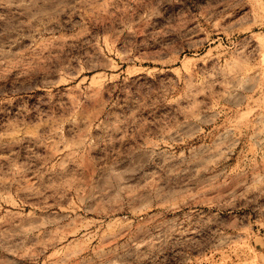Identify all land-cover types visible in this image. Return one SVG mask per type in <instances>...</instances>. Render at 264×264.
I'll use <instances>...</instances> for the list:
<instances>
[{
    "label": "clouds",
    "instance_id": "1",
    "mask_svg": "<svg viewBox=\"0 0 264 264\" xmlns=\"http://www.w3.org/2000/svg\"><path fill=\"white\" fill-rule=\"evenodd\" d=\"M189 13L232 19L229 46L195 72L152 57L159 67L117 74L104 55L101 33L123 36L122 62L130 46L167 52ZM262 34L264 0H0V188L38 202L11 230L20 213L0 216V257L200 264L233 251L246 217L264 220ZM85 65L98 83L71 86ZM88 214L97 243L65 247L60 229Z\"/></svg>",
    "mask_w": 264,
    "mask_h": 264
},
{
    "label": "rangeland",
    "instance_id": "2",
    "mask_svg": "<svg viewBox=\"0 0 264 264\" xmlns=\"http://www.w3.org/2000/svg\"><path fill=\"white\" fill-rule=\"evenodd\" d=\"M222 8L217 6V12ZM199 15V13H195ZM194 14L189 13L188 19L182 29L181 39L174 41L167 47L169 51L165 52L164 49H152L145 48L140 49L137 47L130 46L131 56L134 58L135 63L122 62V58L126 56L124 48L122 46L123 36L119 39L113 40L109 35L101 33L102 47L105 49L104 55L108 56L111 60L112 68L116 70L117 74L123 72L129 76L138 74L144 69L159 67L158 63H153L150 58L152 57H162L164 59H174V63L171 65L176 72L181 75L185 73L195 72L199 69L201 64L207 63V58L210 56H215L220 49H224L229 46V38L231 33L225 32V30L232 24L231 15L226 13L224 16H216L211 22L204 20L203 18L195 19ZM215 25V27H213ZM235 39V37H232ZM261 43H264V34L257 37ZM93 55V64L97 65L103 64L106 61L101 59L97 62ZM87 65L85 69L81 70V74L77 79L72 81L73 87H84L91 81L93 84L98 83L97 76L98 71H87ZM167 70V68L165 69ZM0 69V72H3ZM103 71V69H99ZM112 74V73H109ZM9 78H11V73H9ZM123 79V77H121ZM2 83V82H0ZM259 98V93L254 100ZM205 132L209 133L207 142H211V137L215 133L211 129L205 128ZM241 148L243 145L240 146ZM239 151V149H237ZM0 164L4 166V171H7V162L0 161ZM25 199L24 194H20V198H16V187H3L0 188V216H5L7 213H20V216L10 218L9 223L4 224L3 228L11 230L13 224L20 223L21 217L27 213L33 212L32 205H36L38 202L36 199L25 200L24 206L20 207V200ZM3 201H8L4 203ZM52 203V201H49ZM65 209L66 205H62ZM75 212V209H73ZM35 215L37 217L43 216L45 219H52V217L47 214L41 213L39 208L35 210ZM63 216L64 213L59 214ZM79 215L83 216L81 211ZM59 219V216L56 217ZM100 218L98 216L88 214L83 218V221L77 220V226L74 228L62 227L60 229L62 233V240L64 241L65 247L74 246H89L97 243L98 233L95 229L98 227ZM52 231H56V228H51ZM87 231V235L92 237L89 241L88 239L81 238L83 234ZM245 233L242 239L235 242L234 250L231 252L225 251L223 255L220 252L212 253L207 252L203 256L199 257L200 264H260V257L264 256V220L259 219L254 214H249L246 217V225L243 229ZM52 249L49 250L48 255H51ZM0 259L5 261V264H9L10 258L0 257ZM11 264H23V262L16 260L11 261ZM37 264H46V259L44 256L40 258Z\"/></svg>",
    "mask_w": 264,
    "mask_h": 264
}]
</instances>
